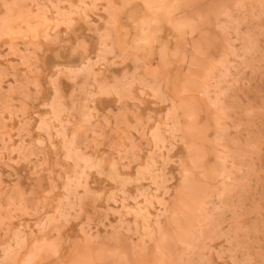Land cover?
<instances>
[{"label": "rangeland", "instance_id": "374dc122", "mask_svg": "<svg viewBox=\"0 0 264 264\" xmlns=\"http://www.w3.org/2000/svg\"><path fill=\"white\" fill-rule=\"evenodd\" d=\"M151 1L0 0V264H264V0Z\"/></svg>", "mask_w": 264, "mask_h": 264}, {"label": "bare ground", "instance_id": "6f19581e", "mask_svg": "<svg viewBox=\"0 0 264 264\" xmlns=\"http://www.w3.org/2000/svg\"><path fill=\"white\" fill-rule=\"evenodd\" d=\"M141 3H143L144 4V6H145V8H146V10H147V12L149 13L150 12V14H151V11L153 10V8H152V1L151 0H142V2ZM144 6H143V8H144ZM172 9V8H171ZM171 9L169 10V12L167 13V14H170V11H171ZM145 10V9H144ZM145 10V11H146ZM170 15H165V17H166V19L169 17ZM14 17V16H13ZM164 17V16H163ZM162 17V18H163ZM156 21H157V17H156ZM185 25H188V24H185ZM153 26V24L152 23H149V22H145V23H143L142 24V29L143 30H146V31H148V30H151V27ZM189 26V25H188ZM187 26V27H188ZM183 28H184V26H182ZM140 28V29H141ZM182 28V29H183ZM141 29V30H142ZM152 29H154V28H152ZM182 29H181V31H182ZM185 29V28H184ZM175 30H176V28H175ZM138 31V30H137ZM153 31V30H152ZM155 31V30H154ZM177 31V30H176ZM9 32V31H8ZM11 32V31H10ZM9 32V33H10ZM179 32V31H178ZM183 32V31H182ZM19 33V32H18ZM137 39V38H136ZM145 43L148 41V38L146 39V37L144 38V40H143ZM7 48V47H6ZM12 49V48H11ZM22 55V54H21ZM146 75V74H145ZM156 80V79H155ZM166 86V85H165ZM167 89V88H166ZM51 108V107H50ZM48 132V131H47ZM60 135V134H59ZM185 180V179H184ZM141 256V255H140ZM251 262V261H250ZM255 262V261H254Z\"/></svg>", "mask_w": 264, "mask_h": 264}]
</instances>
